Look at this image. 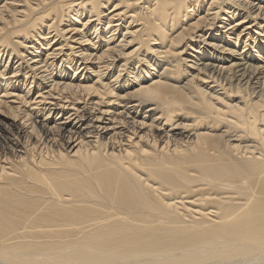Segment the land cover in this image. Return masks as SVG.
Here are the masks:
<instances>
[{"label":"bare ground","instance_id":"1","mask_svg":"<svg viewBox=\"0 0 264 264\" xmlns=\"http://www.w3.org/2000/svg\"><path fill=\"white\" fill-rule=\"evenodd\" d=\"M263 53L264 0L2 2L0 262L264 264Z\"/></svg>","mask_w":264,"mask_h":264},{"label":"rangeland","instance_id":"2","mask_svg":"<svg viewBox=\"0 0 264 264\" xmlns=\"http://www.w3.org/2000/svg\"><path fill=\"white\" fill-rule=\"evenodd\" d=\"M4 1H5V0H0V4H1L2 2H4ZM109 10H110V8L107 9L106 12L109 11ZM64 23H65V24H63V26L67 24V21H65ZM66 28H67V26H66ZM223 29H225V28H223ZM119 31H120V30H117L118 34H116V36H117V37H116V40H117V38H118V39H121V37H122L121 34H119ZM122 31H123V30H122ZM123 32H124V31H123ZM69 35H72V34H69ZM69 35H68V36H69ZM231 35H232V37L235 36L234 34H231ZM79 36H80V35H77V37H75V38L77 39V38H79ZM93 36H94V35H93ZM93 36H92V37H93ZM234 38H235V37H234ZM234 38H232V40H233ZM95 40H96V38H95ZM210 40H212V39H209V40L207 39V42H206V43H209ZM73 44H74L75 47H77L76 50H79V49H82V48H86V49H87V46L90 45V44H86V45H84L83 47H81V44H79V43H73ZM194 44H195L194 47L197 48L196 50H200V48L198 47V45L196 44V42H194ZM196 45H197V46H196ZM200 45H201V47L203 48V50H204V48H208L209 50H212V49H211L209 46H207V44H205V43H202V44H200ZM177 46H178V45H177ZM242 46H243V44H242ZM242 48H243V47H240V49H242ZM129 50H131V48H130ZM189 51H190V52H189ZM200 51H201V50H200ZM188 52L191 53L190 55H194V56H197V55H198V52L193 51V50H188ZM217 52H218V54L220 53L219 51H216V53H217ZM225 55H229V54L225 53ZM263 55H264V53H263ZM184 56H186V55H184ZM189 58H192V60H195V59H193L192 56L189 57ZM6 60H8V59H6ZM15 61H18V58H14V56H13L12 59H11V61H10V63H9L8 68H10V65H11L12 63H16ZM19 62H21V61L19 60L16 64H18ZM191 62H192V61H189V64H191ZM196 62H197V61H196ZM200 62H203V60L200 61ZM200 62H199V63H200ZM6 63H7V61H6ZM7 64H8V63H7ZM200 65H201V64H200ZM84 66H86V64H84ZM85 72H86V71H85ZM86 73H87V72H86ZM124 76H125V75H124ZM202 76H204V75H202ZM206 81H208V80L206 79ZM212 84H213V83H211V85H212ZM257 90H258V89H257ZM0 264H3V263L0 262Z\"/></svg>","mask_w":264,"mask_h":264}]
</instances>
